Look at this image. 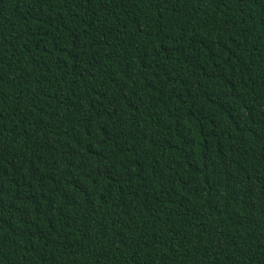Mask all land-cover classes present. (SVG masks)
Wrapping results in <instances>:
<instances>
[{
    "label": "trees",
    "instance_id": "obj_1",
    "mask_svg": "<svg viewBox=\"0 0 264 264\" xmlns=\"http://www.w3.org/2000/svg\"><path fill=\"white\" fill-rule=\"evenodd\" d=\"M0 264H264V0H0Z\"/></svg>",
    "mask_w": 264,
    "mask_h": 264
}]
</instances>
